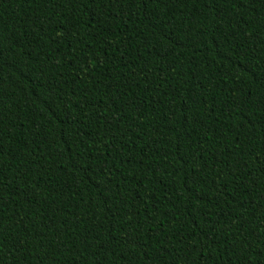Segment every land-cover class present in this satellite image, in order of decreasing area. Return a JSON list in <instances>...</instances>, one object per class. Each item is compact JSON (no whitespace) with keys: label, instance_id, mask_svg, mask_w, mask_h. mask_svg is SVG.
<instances>
[{"label":"trees","instance_id":"obj_1","mask_svg":"<svg viewBox=\"0 0 264 264\" xmlns=\"http://www.w3.org/2000/svg\"><path fill=\"white\" fill-rule=\"evenodd\" d=\"M63 2L65 7L60 8L55 0L52 3L45 0H0V27L3 29L0 36L4 38L6 55L11 53L15 57L14 61L0 66V76L3 77L0 88L7 93L3 105L7 119L0 125V143L3 144L0 217L12 233L6 242L5 253L19 237L24 238L28 252L34 253L28 256L13 248L11 255L4 256V264H14V261L36 264V258L45 252L51 253L45 264H154L157 257L164 258L161 255L164 249L174 251L185 246L189 254L182 258V264L184 259L188 264H223L227 250L223 245L208 244L205 234L209 228H215L217 238H230L235 228L228 230L229 224L234 222L229 217L234 218L238 212H245V227L259 236L260 243L253 242L254 249L264 248L259 219L264 213L260 207L264 175L258 170L252 173L259 188L252 191L249 197L252 202L245 206L246 210L234 204L229 208L232 198L243 197L240 191L233 192L235 177L224 174L227 168L221 172L218 162L220 152L232 157L237 152L234 139L237 128L233 125L238 117L229 113L234 104L244 100L240 89L264 94L260 83L264 74V53L253 51L254 47L260 46L258 40L249 43L244 36V33H251L254 37L264 34V5H255L254 12L259 14V21L247 9L242 13L245 20L238 26V17H234L231 24L234 39L224 44L215 34L216 22L220 21L219 17L213 19L215 6L206 7L203 0L195 3L189 0L186 5H167L176 13L190 15L193 23L191 33L183 29L169 32L171 40L163 38L167 29L155 27L158 21H149L148 12L142 13L138 4L131 10H102L90 6L77 17L72 6L66 0ZM149 8L154 9V6L149 5ZM154 10L167 21L163 17V5ZM76 11H80L79 6ZM225 11L233 14L241 10L228 7ZM93 12L101 21L99 27L93 25L100 35L86 37V42L97 50L98 55L101 49L106 53L115 51V56H103L100 66L90 74L101 81L95 87L90 77L79 71L80 60L70 55L73 48L82 45L76 44L72 37L62 38L64 28L71 23L64 20L65 13L74 17L73 36L77 29L83 36ZM60 21L64 24L58 28ZM222 23L227 31L228 21L225 19ZM173 27L174 22L167 25V28ZM200 30L206 33L207 39L199 35ZM13 42L18 45L14 52L7 48ZM108 44L112 46L108 47ZM193 44L195 48L191 46ZM112 64L120 66L119 76ZM109 84L116 85L112 89L115 103L107 105L113 111L98 122L92 115L91 105L107 99L104 86ZM117 88L128 91V95L118 99ZM186 95L193 97L195 103L188 101L192 113H187L185 118L187 106L182 100ZM85 97L87 99H83ZM81 109L87 120L80 114ZM103 114L101 108L97 115ZM260 118L259 111L252 117L253 120ZM108 121L112 124L105 132L103 129ZM185 128L188 129L184 136L185 152L190 151L189 143L195 145L196 142L207 149L205 160L208 167L201 171L202 161L194 165L202 182L192 185L204 199L193 200L191 204V194L184 187L185 181L191 185L190 173L185 171L188 165L178 159L177 151L180 147L177 133H183ZM229 128L232 131L225 141L221 130ZM161 131L163 135H160ZM240 131L239 142L246 145L245 152L251 148L254 155L259 152L264 160V128L258 125L249 130L245 124ZM37 132L40 135H36ZM206 133L211 136L210 140L206 139ZM106 143L110 154L105 151ZM102 152L104 156L94 158ZM120 152L135 161L143 158V162L123 165L117 178L123 173L125 183L130 187L135 185V190L140 192L146 188L153 198L149 202L151 207L135 198L129 200V208L122 209L117 219L114 213L119 201L112 195L115 190L101 194L96 185L106 180L99 171L100 161L111 160ZM210 154L217 155L215 166ZM243 159L252 169H257L260 163L248 156ZM77 162L79 170L75 167ZM89 166L92 171L85 175L82 170ZM30 168L34 170L28 171L27 176L22 175ZM215 172H220V176L214 178ZM133 174L135 179L129 182L128 177ZM145 175L147 179H143ZM215 185H223L227 192L216 194ZM210 188L213 191H209ZM242 191L247 193L248 190ZM17 192L19 194H15ZM129 194L128 191L124 193L125 196ZM217 198L228 202L219 206L224 224L196 213L197 209L207 207L209 200ZM109 199L111 204H108ZM133 204L135 207H131ZM253 209L255 212L248 215ZM137 210L139 216H133L131 222L124 218ZM137 220L141 227H136ZM45 223L53 227L40 236L39 231ZM77 223L78 228L75 227ZM86 235L90 239L99 235L100 239H92L88 247ZM69 240L77 247L64 252L66 244L70 249L72 247ZM41 242L44 243L43 251L37 253Z\"/></svg>","mask_w":264,"mask_h":264},{"label":"snow or ice","instance_id":"obj_2","mask_svg":"<svg viewBox=\"0 0 264 264\" xmlns=\"http://www.w3.org/2000/svg\"><path fill=\"white\" fill-rule=\"evenodd\" d=\"M47 3H52L54 0H45ZM189 0H66V3L68 5L72 6V12L76 13V16L79 17L82 15L83 9L88 8L90 6H97L103 9H110V8H119L120 10H123L125 8L133 9L137 4L140 6L142 13L144 11L148 12L147 19L149 21L156 20L158 21L157 24H155V27H158L161 30L167 29L164 35V39L171 40V36L168 35L169 32H179L182 29L186 30L187 32L191 33L193 30V23H192V17L188 14L181 15L180 13H176L175 9H168L167 5L169 4H187ZM193 2H199V0H193ZM205 6H215V13L213 19L215 20V17H219L220 21L216 22V29L215 34L220 39V41L224 44H229L234 39V34L232 32L231 24L234 17H238L236 19L237 26L245 20V16L242 14L244 9H247L248 12H253L255 15V18L259 21L261 18L259 14H256L254 12L255 5L257 3H260L261 5H264V0H203ZM55 3L58 7L64 8L65 3L63 0H55ZM149 5H153L154 9H159L161 5L165 7V11L163 13V17L167 18V21H164V19L160 16L158 11H155L153 8H149ZM79 6L80 11H76V7ZM231 7L232 9H240V12H233V14H229L225 11L226 8ZM105 16H107V13H105ZM228 21V30H225L224 24L222 21L224 20ZM64 20L70 21V25L67 28H64V35L63 39H67L68 37H72L76 44L82 45L81 47H75L73 48V51L70 53L73 57L80 60L81 67L79 69L80 72H84L86 76H89L92 80L93 86L95 87L97 84L101 83L99 79H95L90 76L91 73L95 72L97 68L102 63V57L103 56H115V51L112 53H106L103 51V49L99 50V55L97 54V50L92 47L91 44L86 42V37H96L100 35V31L93 29V25H97V27L100 26L101 21L96 18V13H92V18L87 21L88 29L86 30V33L82 36L79 33V30L77 29L75 32V35L73 36V29L76 28V23L74 20V17L71 15V13H65L64 14ZM173 28H167L168 24H173ZM200 23H203V21H200ZM64 24V21H60L57 25V27H61ZM211 27V25H209ZM264 27V25H262ZM47 30V29H46ZM3 32L2 27H0V33ZM199 35L205 36V39H207V35L203 30L199 31ZM245 41L249 43H254V41L258 40L260 42L259 47H254L253 51L264 53V34L259 36H253L251 33H244ZM107 43V41H105ZM59 43V41H57ZM71 47V44H69ZM111 44H108V47H111ZM193 48H195V45H191ZM239 47V45H237ZM5 43L4 38L0 36V66L4 65L8 61H14L15 57L11 55V53L7 54L5 53ZM15 47H18V45H15V42L12 44H8L7 48L11 49L12 52L15 51ZM118 51V49L116 50ZM77 53L79 55L77 56ZM122 58V57H121ZM15 67V64L12 65ZM112 67H115L117 69L116 75H120L119 71V65L112 64ZM143 71V69H141ZM101 75H103V72L101 71ZM132 75L135 76L136 72L133 71ZM114 77H110V79H113ZM3 77L0 76V80H2ZM261 87L264 88V74L261 75ZM105 92L104 97L107 99H102V102L99 104H93L91 105L93 109L92 115L95 116L96 120L99 122L101 120H104L105 116L108 112L113 111L112 108L107 107L109 103L114 104L115 100L112 98V89L116 88V85L109 84L105 85ZM86 90V89H85ZM99 91V89H97ZM130 90V89H129ZM118 92V99H122L124 96L128 95V91H121L119 88L116 89ZM240 91L243 93L244 100L239 101L231 109V114H236L238 119L234 122V127L237 128L236 136L234 139L237 141L235 147L237 149L235 157H232L226 152H220L218 154L219 156V164L221 165V172L224 171V168H227V171L224 172L225 175H231L235 177V187L233 188V192L240 191L241 196L243 199L240 198H232V203H230L228 206L229 208L232 207V204L235 205V207L240 209H245V206L250 204L252 201L249 200V197H251V193L253 190L259 188V185L255 183L254 178H252V173L254 171H257L264 175V160H261L260 156L261 154L259 152H256L255 155L253 154L254 150L249 148L247 152H245V147L243 143L239 142V137L241 136L242 132L240 129L243 128L245 124L248 125L249 130L255 129L258 125L261 128H264V94H257L256 92L251 91V89L245 91L244 89H240ZM7 97V93L0 88V125L3 124L4 119H7L5 116V109L3 107L4 100ZM87 99V97L83 98ZM83 99L81 102H83ZM193 100V97L190 95H186L184 99L182 100V103H184L186 106L188 105V101ZM135 101L133 100L132 103ZM47 103V101H45ZM193 103H195V100H193ZM51 108L52 105H49ZM101 108L104 109L103 115H97L100 113ZM260 112V119L253 120L252 117L256 115L257 112ZM187 113H192V108L190 106L186 107V115ZM81 115H85L83 109H81ZM193 117H195V113H193ZM239 117H242L240 119ZM85 119L87 120L88 117L85 115ZM112 121H108V125L104 127V131L107 132L109 130V126H111ZM119 127V123L116 125ZM0 131H2V128H0ZM169 131H174V129H169ZM232 131V128H229L227 130H221L222 138L227 141L228 139V133ZM164 133L161 131L160 135H163ZM188 134V129L185 128L183 133H177L178 136H180V147L177 148V151L179 152L178 159L183 160L186 165H188V168L185 169V171L189 172L190 175L188 179L191 181V185L188 184L187 181H185L184 187L186 188V191L190 193L189 196V204L192 203L193 200H203L204 197L199 195L192 185H197L202 182V180L199 177V173H197L194 165L197 161H202L201 164V171L204 170V168L208 167V162L205 160V153L207 149L200 145L199 142H196L195 145L189 143L187 146L190 149V151L185 152L183 150L184 148V136ZM36 135H40L39 132L36 133ZM206 139L210 140L211 136L208 135V133L205 134ZM101 139H105L102 137ZM114 139V138H113ZM190 139V137H189ZM251 141H249V144ZM125 148H127V145H124ZM105 151L109 152L110 154V148L109 145L105 144ZM141 151H144V149H141ZM0 155H3V144L0 143ZM104 156V153H100L99 156L94 157L95 159H100V157ZM213 166L217 163V155L216 154H210ZM248 156L251 157L257 161H260V163L257 165V169H252L248 167L247 160L243 159V157ZM46 158V157H45ZM81 158H83V154H81ZM39 159V157L37 158ZM143 158L140 161H135L133 157L128 156L125 152H120L116 157H113L111 160H108L107 158L100 161L99 165V171L103 173L106 180L101 181L97 183L96 187L99 190L101 194L107 193L110 191V189H114L115 191L112 192L113 197H115L118 201V207H116V211L114 213V218H119L121 210H127L129 208V200L135 198L138 201H143L145 205L152 206L149 204V202L152 200V194L145 188L143 192L136 191L135 185H131L129 183H125L124 175L123 173L120 174V177L117 178V173L120 170V167H122L125 164L133 165L137 163H142ZM35 163V162H33ZM75 167L79 170L80 165L77 162ZM34 169H26L22 175L27 176L28 171H32ZM85 175H88L92 171L91 166H89L87 169L82 170ZM141 171H145L144 169H141ZM220 172L214 173V178L219 177ZM89 179H91V176H89ZM135 179V174H133L131 177H128L129 182L131 180ZM143 179H147V175L143 177ZM151 183V182H150ZM251 185V186H250ZM2 182H0V191H2ZM141 187H145L144 185H141ZM167 187V186H166ZM242 189H247V193H244ZM125 191H128L130 194L128 196H125ZM209 191H213L212 188L209 189ZM214 191L216 194L227 192L226 187L223 185H215ZM15 194H19L18 192ZM14 194V195H15ZM134 194V195H133ZM262 203L260 204V207L264 209V195L261 196ZM3 203V197L0 196V204ZM111 199L108 200V204H111ZM222 203H228L227 201H222L220 198H217L215 201L209 200L207 202V207H203L201 209H197L196 213L197 215L203 214L207 218H209L210 221L215 220L218 224H224L225 220L220 216V212L222 211V208L219 206ZM79 206V205H77ZM131 207H135V205H131ZM213 209H216L213 211ZM111 210V209H110ZM246 210V209H245ZM62 211V210H61ZM255 212V209L252 210V212H249L248 215H252ZM138 217L139 216V210L137 212L132 213L131 216L125 215V219L128 222H131L132 217ZM230 220L234 219V222L229 224L228 230L231 231L232 228H235L234 232H231L230 238L228 239H219L217 238V232L215 228H209L206 232V238L208 241V244H215L217 247L220 245H223L224 248L227 250V256L223 260V264H264V248H260L259 251H256L253 247V242L259 244V236L253 232L250 231L248 228L245 227V220L247 217L245 216V212H238L235 214L234 218L229 217ZM259 219L262 222L261 232L264 233V213H262L259 217ZM139 221L136 222V227H141ZM53 227L51 225H48L45 223L42 225V230L39 231L40 236H44L47 230ZM76 228L79 227V224L77 223L75 225ZM113 230H115V224H113ZM16 231L19 232V227L17 226ZM12 235L11 232L7 230L4 224L3 217H0V264H4V256L11 255L12 249L15 248L17 251H21L22 254L27 253L28 256H33L34 253L28 252V249L24 245V238L19 237L15 242L12 243V248H9L7 253H5V245L8 241V237ZM92 239L99 240V235H96L92 237L91 239L89 236H85V241L88 247L91 246ZM179 243H183V241H178ZM51 243V241H49ZM131 243V241H129ZM68 244H71V249L65 245L63 251L69 252L72 249H76V245L69 240ZM231 244V247L229 248L228 245ZM18 246V247H17ZM44 243L41 242L39 247L37 248V253L40 251H43ZM189 254V249L187 246L183 248L175 249L174 251H169L168 249H164L163 253L161 254L164 258L161 259L159 257L156 258V261L154 264H182V258L187 257ZM51 253L45 252V254L41 257L36 258V264H45V260L49 258ZM14 264H19L18 261H14ZM31 264V262H30ZM99 264V262H97ZM183 264H188V261L186 259L183 260Z\"/></svg>","mask_w":264,"mask_h":264}]
</instances>
